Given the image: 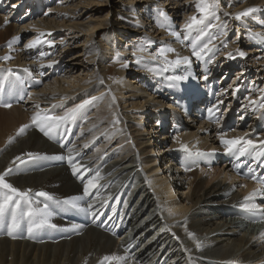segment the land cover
I'll return each mask as SVG.
<instances>
[{"label":"bare ground","instance_id":"1","mask_svg":"<svg viewBox=\"0 0 264 264\" xmlns=\"http://www.w3.org/2000/svg\"><path fill=\"white\" fill-rule=\"evenodd\" d=\"M230 1L242 2L237 11L249 7L258 9V5L263 3L262 0ZM230 1L222 3L216 0L218 9L223 11L220 20L227 9L229 16L236 14ZM92 2L54 0L59 6L49 8L53 13L49 18L39 13L44 6L41 0H0V100L11 104L10 108L0 107V173L11 168L12 172L6 180L21 191L31 189L34 207L43 208L47 203L48 211L52 213L51 223L58 226L57 229L45 227L38 230L30 239L25 218L24 227L17 231V238L14 239L18 241L0 239V264H100L104 256L113 254L126 257L120 264H264V237L261 236L264 219L241 207L244 197L260 185L250 175L243 176L236 168V165L240 167L242 162L249 160L253 165V174L258 178L264 177V167H261L264 157L256 158V152L264 149V145L260 144L264 141V117L260 115L258 120L255 117L247 126L249 129H243L248 124L247 120L258 115L259 110L250 115L243 107L244 111L238 114L241 119L237 127L226 133L232 127L235 113L227 114V109L224 114L221 111L225 108L222 102L227 101L228 90L233 91L231 87L222 90V85L216 84L210 77L213 80L200 88L194 74H191L192 69L186 70L185 67L183 74L188 75L186 79L171 80L170 83H164L167 79L164 82L158 80V87L152 83L149 85L148 78H144L150 86L146 92L142 88V72L137 70L146 68L134 66L133 77L129 74L119 83H113L112 72L108 67L104 69V56L98 57L99 51L116 54L118 47L123 45L119 37L127 39L128 31L154 36L157 23L161 22L157 29L166 30L168 26L171 33H180V39L165 31L158 33V36L170 35L168 40L178 43L171 47L174 52L166 53L168 58L174 61L183 53L190 55L192 63V44L196 43L199 48L207 43L206 31L215 28L218 20L213 21L211 16H206L203 24L186 30L185 25L194 16V10L190 8L193 3L189 0H131V7L124 2L119 5L106 1L107 14L92 26V15L101 13L99 7L106 5ZM35 3L42 5L37 7ZM46 3H51V0ZM157 6L165 8L177 19L182 18L180 26L166 25ZM140 9L144 11L141 17L138 14L142 12ZM262 10L241 17V21L255 24L253 16L261 14ZM114 12L121 20L108 18ZM88 13L92 15L85 21ZM134 16L138 21L132 25L130 21L134 20ZM26 18L35 21L29 25L39 32L27 40L19 50L20 55L14 57L16 63L11 64L8 59H2L10 54L3 46L10 49L19 47L18 22ZM151 18L154 21L151 22ZM255 27L253 30L256 33L260 28L257 26L258 30H255ZM103 29L107 34L102 35L100 31ZM235 30L239 32L237 28ZM21 31L20 35L23 29ZM85 32H90V35L78 44ZM226 34L225 26L217 39L223 40ZM92 35H95L94 40L100 41L99 46L94 45L93 49L87 45ZM185 35L188 37L186 42ZM8 40H12L14 45L5 44ZM37 40L40 42L36 47H26ZM132 40L130 42H136ZM254 40L258 42L256 38ZM225 42H222L223 45ZM127 47L130 48L129 42L126 49L122 48L121 54L126 52ZM241 49H245V44L240 38H235L227 49L229 54H221L219 69L217 67L215 73L222 70L225 71L224 77L229 76L234 71L232 66L238 61L240 66H233L238 69L236 79L241 83L244 78L254 75L252 78H257L255 81L260 84L264 76V68L260 65L263 62L257 63L256 51L249 52L255 54L250 56L251 64L241 61L238 57ZM214 57L211 58L214 60ZM85 59L88 60L87 67L83 66ZM144 61L148 62L147 59ZM210 63H205V67L211 68L208 75L213 71ZM88 66H97L98 70L93 72L95 68ZM148 66L155 68V65ZM130 68L128 65L122 68L120 75ZM170 72L176 76L181 74L180 71ZM155 73L160 74L158 71ZM156 74L151 76L152 79H156ZM35 77L39 80H34ZM163 77L167 78L166 75ZM43 84L41 90L36 91ZM235 86L240 85L237 83ZM243 87L240 89L244 90ZM216 90L219 91L217 95ZM149 91L151 94H147ZM164 93L168 94L167 97ZM212 94L214 99L211 102ZM92 97L98 99L86 104L74 118L55 130L51 139L32 123V116L38 111L63 116L65 112L92 100ZM163 98L173 111L162 106L165 103ZM188 102L194 108L200 106L204 109L209 103V108L213 109L211 118L209 113L205 119L199 118L195 110L189 112ZM246 112L248 117L244 115ZM219 115L221 119H218ZM24 125L28 127L18 135ZM165 125L168 129H164ZM197 125H200L198 133L202 132L204 138L201 134L190 132V127L196 128ZM221 135L225 139H252L258 147L250 150L251 155L235 154L233 160H228L234 154L226 153ZM183 145L189 151L195 147L196 151L192 153L200 151L208 155L189 156ZM218 145L221 146L219 149ZM215 151L217 153L212 154ZM28 153L37 154L39 158H29ZM151 154L156 155L151 157ZM69 155L73 156L79 169L75 175L67 161ZM58 156L65 159H52ZM163 157L168 160L170 170L160 169ZM186 168L189 170L186 171ZM97 171L103 179L99 180L92 194L84 196V183ZM176 189L178 196L174 194ZM40 191L49 193L54 199L46 201L44 197L36 196L35 193ZM71 197H83L78 201V208L63 203ZM57 200L60 203H56ZM256 202L264 207V198L257 197ZM89 204L94 205L90 211L97 212L98 218L79 210ZM72 225L81 227L71 230ZM248 226L252 228L249 230ZM131 234L132 238L128 239ZM7 239L13 238L7 235ZM197 243L201 244L200 248H197Z\"/></svg>","mask_w":264,"mask_h":264},{"label":"rangeland","instance_id":"2","mask_svg":"<svg viewBox=\"0 0 264 264\" xmlns=\"http://www.w3.org/2000/svg\"><path fill=\"white\" fill-rule=\"evenodd\" d=\"M42 1V3H44V6L41 8V10H39V13L40 14H42V15H46V16H50L49 18H51L52 17V15H53V13H51L50 11H51V9L52 8H56L57 6H59V4H55L54 3V0H51V3H46V1L47 0H41ZM63 1H65V0H63ZM94 2H92V3H104V4H106L105 6H102V7H99L101 10H102V12L101 13H95V15H92L91 13H88V14H86V17H84V19H85V21H88V16H91L92 15V17L94 18V21L93 22H91L90 24L92 25V26H95V25H93L94 23H95V21L97 20V19H100V20H102L103 19V16H105V14H107V11H108V9H107V2L106 1H108V2H113V3H115V4H121L122 2H124L125 4L124 5H128V7H131V5H130V3H129V1H131V0H93ZM191 3H193V4H190V8H191V10L193 9L194 10V16H196V17H198V15H200L201 13L197 10V8H196V4L198 3V0H189ZM193 1V2H192ZM209 1H211V0H209ZM219 1H221L222 3L223 2H229L230 0H219ZM263 1V3H264V0H262ZM55 4V5H53V3ZM231 2V6L233 5L234 7H235V12H236V14L237 13H239V12H242L243 10H245V8H243L241 11H237L238 10V8H240V6H242V2L241 1H230ZM42 3H39L38 5L35 3V5L37 6V7H40L41 5H42ZM46 3V4H45ZM263 3H261L260 5H258V9H263L262 10V12H261V14H255V16H253L254 18V20L252 21V22H254L255 24H250V25H248V22L247 23H243V21H241V19L242 18H240V19H236V18H234V17H236V14H234V15H224V18L222 19V20H218V22H217V25H216V27L215 28H217V29H215L214 27L212 28V30H208L209 32H207L206 31V35L208 36H206L205 35V39L207 38V39H212L213 37H215L216 39H212V44L211 45H213V46H211L210 44H209V48H212V53L211 52H208L207 53V55H205L204 56V59L205 60H197V58L195 57V56H193L192 55V53H191V55H192V57H193V62H194V65H193V67H192V64H193V62L189 65V64H184V63H180L179 65H171V66H169V65H166L165 63H164V58H162L161 56H159V52H160V49H162V48H168V47H174V44L175 45H177L178 43H176V41H174V40H168L169 39V37H170V35H168V36H158V33H163V31H165V32H167L168 34H170L171 32H170V29H169V27L167 26V28H166V30L163 28V29H157L158 27H160V25H161V22L159 23H157V24H159L158 25V27H156L155 28V34H154V36H152V37H149V36H144L143 34H138V33H134V32H130V31H128L129 32V37L127 38V39H123V37H119V40H120V38H121V43H123V45H120L119 47H118V49L116 50V54H115V52H114V55H110V52H108V51H106L105 53L104 52H101V51H99V53H98V57H102V56H104V69L105 68H109V70H110V72H112V75H111V77L113 78V83H119V81L121 80V79H123L125 76H127V75H129L130 74V77H133L132 75H131V73H133L134 71H133V69L132 68H134V66H136V67H140V66H142L143 68H146V69H137V70H141V72H142V74H141V76L143 77V86H142V88L146 91V92H148L147 91V89H148V87H150L149 85L152 83V84H154V85H157V87H158V80H162L163 82H164V80L166 81V79H167V81L166 82H164V83H170V79H168L169 77L168 76H170V77H175L176 75H171L170 73V71L171 70H173V71H180V73L181 74H179V76L180 77H188V75H185V74H183V71L185 70V67H186V70L187 69H192V71H191V74L193 73L194 74V77H195V79H196V81L195 82H197V85H198V87H200V88H203L205 85H207V83H208V81H211V80H213L212 78H214V82L217 84V83H219V84H221L222 85V90H224V88H229V87H231V89L233 90V91H230V90H228V92H227V94H228V96L226 97L227 98V101H225V100H223V106L225 107L224 108V110L223 111H221L223 114L225 113V111H227V110H229V113H227V114H234L235 113V116L233 117V119H232V121H231V123H232V127H231V129L229 130V131H227L226 133H229V132H231L232 130H235V128L237 127V125H238V121H240L239 119H241V117H238V114H240L242 111H244V108L246 109V111L247 112H249V114L250 115H253L256 111H258L259 110V114L258 115H255V116H252L251 117V119H248L247 121H248V124H246V126H244L243 127V129H249V127H247L248 125L250 126L252 123H251V121H252V119H254L255 117H256V120H258V118L260 117V115H262V117H264V109H261V108H259L258 107V104H252V103H250V101H253V99H254V101H257V102H260L262 99H264V76L262 77V79H260V81H259V83L260 84H258L257 83V81H255V79H257V78H252V77H254V75H251V77H248L247 79H245L244 78V80L243 81H241V83L239 82V80H238V78L236 79V72L238 71V69H236V68H234L233 66H235L236 64L237 65H239L240 63L237 61V63H234V65L232 66V68L234 69V71L232 72V73H230L229 74V76H223L224 75V73H225V71H223L222 72V70H220V73L218 72V73H215L216 72V69H217V67H218V62H220L221 60H220V56H221V54H223V53H225L226 55H228L229 54V52H227V49L228 48H230V46L232 45V42L234 41V39L235 38H240V41L242 40V42H243V44H245V49H241L240 51H245L244 53L246 54L244 57H241L240 55H238V57H239V59L241 60V61H243V62H245V61H248V64H251L252 63V60L250 59V56H253V55H255L256 54V60H257V58H258V60H257V63H260L261 61L263 62L262 64H260L261 65V67L262 68H264V5H263ZM53 6V7H52ZM56 6V7H55ZM52 7V8H51ZM158 8H160L166 15H167V17H168V19L167 20H165L164 19V17H162L161 16V18H162V20H164L165 22L164 23H166V25H168L169 24V26H173V27H176V28H178L179 26H180V24H181V22H182V18H180V19H177V18H175L174 16H171L172 14L171 13H169L168 12V10H166L165 8H163L162 9V7H159V6H157ZM49 8H51V9H49ZM136 8V10H138L139 11V9H137L138 7H135ZM165 9V10H164ZM88 10V9H87ZM132 11H134L133 9H132ZM140 11H142L141 13H138L139 14V17H141V16H143V14L142 13H144V11L142 10V9H140ZM229 12V9H227L226 10V13H228ZM48 13H50V14H48ZM189 14L191 13V11L190 12H188ZM218 13H219V16H220V13H223V11H221V10H219V9H217L216 10V14L218 15ZM39 14V15H40ZM5 15H7V12H5ZM44 15V16H45ZM133 15H136V14H133ZM202 15V14H201ZM170 16V17H169ZM147 17V16H146ZM210 17V16H209ZM212 17V20L213 21H215V18L213 17V16H211ZM248 17V16H247ZM33 18H35V16H33ZM108 18H111V19H117V18H119V15H118V13L117 12H114L113 13V15L112 16H110V15H108ZM148 18V17H147ZM146 18V19H147ZM28 18H26V19H23L24 20V22H23V20L22 21H20V22H18V33H17V40L19 41V47H15V48H12V49H10V47H8V46H3V47H5L4 49H6V50H8V51H10V54H9V56L8 57H10V59H8L9 61H11V64H14V62L16 63V58H14V57H16V56H18V55H20V52H19V50H20V48H23V46H25V44H26V42H27V40L29 39V38H33V35L34 34H36V33H38L39 31L36 29V27H34L33 25H29V24H31V22H35L34 20H37L36 18L34 19V20H32V21H30V20H27ZM120 19V18H119ZM176 19V21H173V20H175ZM236 19V20H235ZM121 20V19H120ZM152 20L154 21V19H152L151 18V22H152ZM171 20V21H170ZM137 21H138V19L137 18H135V16H134V20H132V21H130V23H132V25H135L136 23H137ZM225 21V22H224ZM163 23V24H164ZM227 23V24H226ZM87 25H89V22L87 23ZM141 26V25H140ZM152 26H153V24H152ZM226 26V29H227V34L225 35V37H224V39L223 40H219V39H217V38H219V36H221L220 34H221V29H223V27H225ZM253 26H256L255 27V30H258V27L260 28V30H258V31H261V32H258V31H256V33H255V31L253 30ZM258 26V27H257ZM142 28H143V26H141ZM145 28V27H144ZM238 29V31L239 32H237L235 29ZM23 29V33L20 35V32H22L21 30ZM216 30V31H215ZM229 31V32H228ZM101 33H102V35H105V34H107V31L106 30H101L100 31ZM211 32V33H210ZM166 33V34H167ZM208 33H210V34H208ZM251 34L253 35V36H251ZM257 34H259V35H257ZM84 37L79 41V43L78 44H82L83 43V41L86 39L85 37L86 36H89L90 35V32H85L84 33ZM96 35V34H95ZM95 35H92L91 36V42L89 41L88 43H87V45H88V47H90V48H92L93 49V47H94V45H96V47L97 46H99V44H100V41L99 40H94L93 38L95 37ZM238 35H240V37H238ZM157 36V37H156ZM154 37V38H153ZM256 38V40L258 41V42H256L254 39ZM131 39H133L132 41H134V40H136V42H130L131 41ZM141 39V40H140ZM104 40V39H103ZM137 40H139V41H137ZM186 40L187 39H185L184 40V42H186ZM226 40V42L224 43L225 45H223V43L222 42H224ZM215 41V42H214ZM127 42H129V45H130V48L129 47H127V50H126V52H122L123 54H121V52L120 51H122L123 49L122 48H125L126 46H127ZM214 42V43H213ZM10 43H11V45L13 46L14 45V43H13V41L12 40H8L5 44H8V45H10ZM161 43H165V45L163 44H161ZM221 43H222V45H221ZM134 45V46H133ZM149 45V46H148ZM102 47H103V45H101ZM186 46V45H185ZM144 48L145 50L144 51H139V48ZM105 47H103V50H105L104 49ZM126 49V48H125ZM145 51H147V53L145 52ZM206 51V50H205ZM216 51V52H215ZM218 51V52H217ZM247 51V52H246ZM250 51H256L257 53H255V54H251V53H249ZM128 52V54H124V53H127ZM129 52H130V54H129ZM233 52V50L231 51V53ZM259 52V53H258ZM107 54V55H106ZM202 54V53H201ZM249 54V55H248ZM181 55V54H180ZM203 55H204V53H203ZM234 55V54H233ZM167 56V55H166ZM213 56H215L214 58V60H213V58H211V57H213ZM180 57H188V58H190V55H186V54H183L182 53V55L180 56ZM224 57H226V56H224ZM261 57V58H260ZM12 59V60H11ZM13 59H15V60H13ZM18 59V58H17ZM144 59H147L148 60V62L146 61H144ZM167 59L168 60H170V61H173V60H171V59H169L168 58V56H167ZM124 60V61H123ZM211 62H209V61ZM211 60H213V64H212V61ZM203 61V62H202ZM206 61V62H205ZM3 62H5V60L3 61ZM150 62V63H149ZM155 62V63H154ZM87 63H88V60L87 59H85V61H84V63H83V66L84 67H87ZM147 63V64H146ZM149 63V64H148ZM205 63H210V65L212 64V68H213V71L211 72V74L210 75H208V70L209 69H211V68H209V67H205ZM184 65V66H182V65ZM127 65L128 66H131V68H130V70H128V71H126V73L124 74V75H120L121 73H123L122 71H123V69L125 68V66L127 67ZM148 65H155L154 67L155 68H153V67H150V66H148ZM173 66V67H172ZM240 66V65H239ZM11 67H13V66H11ZM20 67H22V66H20ZM89 68H95L94 70H93V72L94 71H97L98 70V68H97V66L96 67H91V66H88ZM181 67V68H180ZM123 68V69H122ZM141 68V67H140ZM167 69V70H164V69ZM208 68V69H207ZM261 68V69H262ZM21 69H24V70H26L25 68H21ZM176 69V70H175ZM207 69V70H206ZM218 69H219V67H218ZM260 69V68H259ZM136 70V69H135ZM27 71V70H26ZM150 71V72H149ZM156 71H158L160 74H156L155 72ZM149 72V73H148ZM259 72V71H258ZM164 73V74H163ZM260 73V72H259ZM153 74H156V79H152V75ZM222 74V75H221ZM163 75H166V77L167 78H165L164 79V77H163ZM168 75V76H167ZM207 75V79H205L204 77ZM148 78V80H149V85L148 84H146L145 82V80H144V78ZM151 77V78H150ZM154 77V76H153ZM209 77V78H208ZM210 77H212V78H210ZM39 80V78H37V77H35V79L34 80ZM152 79V80H151ZM235 79V80H234ZM151 80V81H150ZM234 81H236V82H234ZM43 83V82H42ZM233 83H235V84H237L238 83V85H240V86H235L234 87V85H233ZM151 84V85H152ZM233 85V86H232ZM244 85V90L241 88L240 89V87L241 86H243ZM44 86V84L42 85V86H40L39 88H37L36 89V91H39V89L41 90V88ZM134 86H137V88H138V85H134ZM193 86H195L194 84H193ZM246 86V87H245ZM236 87H238V89L236 88ZM253 87V88H252ZM169 88H172V86L171 87H169ZM237 89V90H236ZM153 90H155V89H153ZM235 90V91H234ZM35 91V92H36ZM163 92H164V90H162ZM217 91V90H216ZM262 91V92H261ZM260 92H261V94H260ZM33 93H34V91H33ZM33 93H32V95H33ZM169 93V92H168ZM219 93V91H217L216 92V95ZM147 94H151V91H149V93H147ZM165 95H166V97H167V93H164ZM254 96V97H253ZM253 97V98H252ZM27 98V97H26ZM169 98V97H168ZM255 98H258V99H255ZM220 99V98H219ZM165 103H163L162 104V106L164 107V108H166V109H169V110H172V108L173 107H171V105L170 104H167V102L164 100V98L162 99ZM27 100H24V102H26ZM221 103V104H222ZM229 103H231V105L229 106L228 104ZM29 104V103H28ZM32 104H34V103H32ZM40 104V103H39ZM25 105H27V104H25ZM168 105L170 106V107H168ZM234 105V106H233ZM150 106H151V104H150ZM229 107V108H228ZM244 107V108H243ZM227 109V110H226ZM173 111V110H172ZM171 111V112H172ZM236 112H237V114H236ZM247 112L246 113H244V115L246 116V117H248V115H247ZM222 114V117L224 116ZM227 114H226V116H227ZM221 115V114H220ZM219 115V118L218 119H221V116ZM243 118H244V116L243 115H241ZM184 121H186V119L185 118H182ZM264 120V119H263ZM171 121V120H170ZM221 121H224L223 119L221 120ZM146 123H149V121H145ZM172 124V123H171ZM199 127H200V125H197V127L196 128H192V127H190V132H196L197 134H201L202 132H199L198 133V130H199ZM264 127V126H263ZM148 128V127H147ZM164 129H168V126L166 127V125H165V127H164ZM167 131V130H166ZM189 132V131H188ZM195 133V134H196ZM202 136H201V138H204V135L203 134H201ZM263 135H264V133H263ZM210 139H213V138H210ZM155 141H159V139H155ZM193 144V143H192ZM210 144V143H209ZM219 147H221V146H219L218 145V149H219ZM151 150V148H149V151ZM156 150V149H155ZM191 152H194V151H196L195 150V147L194 148H192V150H190ZM218 151V150H217ZM217 151H215V152H210V153H212V154H216L217 153ZM158 154V153H157ZM154 155H156V154H151V157H153ZM225 161V160H224ZM159 166H160V169H162V170H164V171H166V170H170L171 168H170V164L168 163V160H165V157H163L162 158V160L160 161V163H159ZM168 177H169V175H167ZM178 183H180V181L178 182ZM183 182H181L180 184H182ZM178 189H176L175 191H174V194L176 195V196H178L177 194V191ZM33 207H34V205H33ZM24 225H25V223L23 222L22 223V225H21V228L20 229H22L23 227H24ZM248 228H249V230L252 228V226H248ZM4 233V234H3ZM5 233H7V228H5V229H3V230H0V239H5V240H9V241H18V240H14V239H7V235L5 234ZM2 234H3V236H2ZM173 238H174V236H173ZM23 242V241H22ZM30 244H33L32 242L30 243ZM35 245V244H34Z\"/></svg>","mask_w":264,"mask_h":264},{"label":"snow or ice","instance_id":"3","mask_svg":"<svg viewBox=\"0 0 264 264\" xmlns=\"http://www.w3.org/2000/svg\"><path fill=\"white\" fill-rule=\"evenodd\" d=\"M15 7V5H13ZM197 10L202 14L200 18L198 19L196 16H193L190 18V22L185 25L186 30H191L194 28V26L201 25L204 23V20L206 16H213L216 20H220V16L216 14V10L218 9V4L216 3V0H198V3L196 4ZM160 16L164 17L165 20L168 19L166 14L162 10H158ZM258 11V9L249 7L245 9L242 12H239L236 14V19H240L241 17L248 16L249 14ZM225 15H228V13H225ZM5 23H7V19L5 20ZM214 26V25H213ZM172 35L176 36L177 39H180V33L179 32H172ZM259 35V34H257ZM187 35L184 36V39H187ZM212 39H215L213 37ZM212 39H209L207 43H204L202 47L197 46L196 43L192 44V55L197 58V60H204V56L207 55L208 52L212 51V48H209V44L212 43ZM40 41H33L30 42L26 47L28 48H34ZM11 46V43L10 45ZM144 48H141L140 51H144ZM206 50V51H205ZM175 49L168 47V48H162L160 49L159 56L164 58V63L166 65H179L180 63L184 64H191V61L188 57H179L177 56V59L174 61H170L167 59L166 53L174 52ZM201 53H204L202 55ZM41 55H45L44 53H41ZM239 55L241 57H244L246 54L243 51H239ZM2 59H10V57L5 56ZM164 70H167L166 68ZM10 71V70H9ZM187 77H169L168 79L172 81H179L182 79H186ZM207 79V76L204 77ZM102 82V80H101ZM102 98V97H100ZM97 97H92V100L85 101L84 104L78 105L76 108L71 109L63 116H57V115H50V114H42L41 112H36L32 116V123L39 128V130L45 135L48 136L50 139L52 137V133L59 129L66 121L74 118L77 112L80 111L86 104L91 103L94 100H97ZM115 97H113V100ZM252 104H258V107L261 109H264V99H262L260 102L257 101H250ZM0 107L10 108L11 104L4 102L3 100H0ZM39 105H37V108ZM218 110V109H217ZM209 117L211 118L213 114V109H208ZM28 127V125L22 126L19 131V134H23L25 132V129ZM221 143L225 146L226 153H232V154H238V156H243L246 153L251 155L250 150L257 149L258 145L255 141L252 139H246L244 137H237L234 139H225L223 135L220 137ZM11 142V141H10ZM261 145H264V141L260 142ZM87 146V145H85ZM185 152H188L189 156H206L208 153L197 151L195 153H192L188 150V147L186 145L182 146ZM72 151L71 149L69 150ZM27 156L29 158H39L37 154L28 153ZM260 157H264V149L259 150L256 152V158L259 159ZM17 160H20V157H16ZM52 159H58V160H64L65 157L58 156V157H52ZM67 161L69 165L72 167L73 174H77L79 171L76 162H74L73 156L69 155L67 157ZM23 163V161H21ZM261 167H264V164L261 165ZM236 168L239 169V165H236ZM189 170L186 168V171ZM85 171H87L85 169ZM12 169H7L4 173H0V230H3L7 228V235L10 236L13 239H16V233L21 228V225L23 222H25V218H27V231H28V238H34V233L38 230H41L45 227L51 228V229H57L58 226L54 223H51V216L52 213L48 211V204L45 203L43 208L39 207H33V198L30 195L32 192L31 189H27L24 191H21L20 189L14 187L11 183H9L6 180V176L11 174ZM254 170L249 169L248 175H250L251 179L257 180L260 187L255 189L252 193H250L248 196L244 197V202L241 204V207L253 214L254 216H260L262 219H264V207H262L260 204L256 202L257 197L264 198V177H257L253 174ZM103 179V177L100 175L99 171L96 172L94 176H92L90 179L87 180L86 183H84V196H88L92 194L93 189H97L99 180ZM36 196L44 197L46 201H51L54 198L47 192L40 191L35 193ZM98 195V193H97ZM83 197H71L69 199H66L63 201L65 204H70L73 208H78V201H80ZM56 203H60V201H56ZM94 205L89 204L87 208H80V211L90 213L93 217L98 218L97 212L90 211ZM81 226L80 225H72L71 230H78ZM60 230H69V229H60ZM192 235V234H190ZM262 237H264V233L261 234ZM201 244L197 243V248H200ZM126 257L124 256H118V255H106L102 258L100 261V264H120L121 261H124ZM86 264V262H85Z\"/></svg>","mask_w":264,"mask_h":264}]
</instances>
